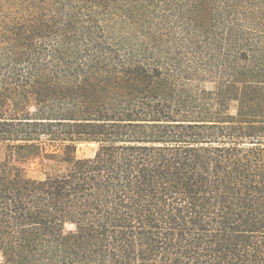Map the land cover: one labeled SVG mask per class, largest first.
I'll use <instances>...</instances> for the list:
<instances>
[{
    "label": "trees",
    "instance_id": "1",
    "mask_svg": "<svg viewBox=\"0 0 264 264\" xmlns=\"http://www.w3.org/2000/svg\"><path fill=\"white\" fill-rule=\"evenodd\" d=\"M0 258L264 264V0H0Z\"/></svg>",
    "mask_w": 264,
    "mask_h": 264
},
{
    "label": "rangeland",
    "instance_id": "2",
    "mask_svg": "<svg viewBox=\"0 0 264 264\" xmlns=\"http://www.w3.org/2000/svg\"><path fill=\"white\" fill-rule=\"evenodd\" d=\"M98 146L96 144H80L77 148V157L79 159L93 158L96 155ZM52 150L49 149V152ZM27 174L32 179L43 180L45 178L44 169L40 160L27 165ZM1 261V258H0Z\"/></svg>",
    "mask_w": 264,
    "mask_h": 264
}]
</instances>
